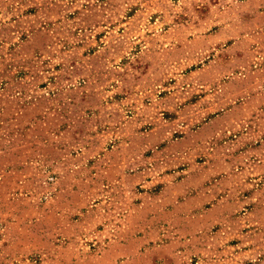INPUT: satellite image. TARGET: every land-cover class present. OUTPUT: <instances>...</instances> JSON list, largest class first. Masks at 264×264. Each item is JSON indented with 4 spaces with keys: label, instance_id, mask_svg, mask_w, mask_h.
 Returning <instances> with one entry per match:
<instances>
[{
    "label": "rangeland",
    "instance_id": "1",
    "mask_svg": "<svg viewBox=\"0 0 264 264\" xmlns=\"http://www.w3.org/2000/svg\"><path fill=\"white\" fill-rule=\"evenodd\" d=\"M261 44L264 0H0V264H264Z\"/></svg>",
    "mask_w": 264,
    "mask_h": 264
},
{
    "label": "crops",
    "instance_id": "2",
    "mask_svg": "<svg viewBox=\"0 0 264 264\" xmlns=\"http://www.w3.org/2000/svg\"><path fill=\"white\" fill-rule=\"evenodd\" d=\"M254 11H257V10H253L252 12ZM237 45L236 42H233L232 44L229 45V47H235ZM259 48H262L263 49V52L260 53L261 56L264 57V44L260 45ZM261 73H264V68L260 71ZM251 108H255L254 106H250L248 105L247 103L243 102V103H238L237 105H234V106H228V107H225L224 110H222L221 114H220V119H221V124H222V127H229L231 126L233 123H237L239 121V118L235 116L236 112L238 113H241V109L244 110V112H246V117L244 118L245 121L248 120V117H249V112L251 111ZM239 116V115H238ZM227 129V128H225ZM253 136H256L254 138H256L258 141H259V145H256L254 146L253 144L248 146L247 148V152L248 153H252V155H256V154H259L260 153V149H263L264 150V141H262L260 139L259 136L257 135H253ZM249 150V151H248ZM257 172H263L264 173V169L262 168H244V170H238V173H242V174H256ZM233 173V172H232ZM248 178H246L247 180ZM249 180V179H248ZM198 202H197V199H195L193 201V199H191L190 202H194V204H192V207H197L198 206H201L200 204H202L203 201H201V199L198 197ZM215 209H217V206H216V203L212 201L211 204H209L208 207L204 208V211L203 213H210V212H213ZM162 214L165 216V212H162ZM155 216H159V214L155 213ZM147 234V232H144L143 233V237ZM201 248V247H200ZM200 248H195L194 249H191V247H187L184 246V248H181V249H178V253L179 255L180 254H183L184 251H187V254L188 253H191L193 251H199ZM158 254V253H156ZM154 254H152L150 257H148V263L147 264H162V263H159L158 261L156 262V259H154ZM181 256V255H180ZM199 263V262H198ZM196 263V264H198Z\"/></svg>",
    "mask_w": 264,
    "mask_h": 264
}]
</instances>
